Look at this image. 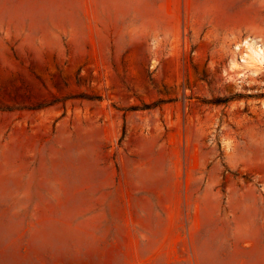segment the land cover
I'll return each mask as SVG.
<instances>
[{
    "label": "rangeland",
    "instance_id": "rangeland-1",
    "mask_svg": "<svg viewBox=\"0 0 264 264\" xmlns=\"http://www.w3.org/2000/svg\"><path fill=\"white\" fill-rule=\"evenodd\" d=\"M256 47L264 0H0V264H264Z\"/></svg>",
    "mask_w": 264,
    "mask_h": 264
},
{
    "label": "bare ground",
    "instance_id": "bare-ground-1",
    "mask_svg": "<svg viewBox=\"0 0 264 264\" xmlns=\"http://www.w3.org/2000/svg\"><path fill=\"white\" fill-rule=\"evenodd\" d=\"M249 50L251 51L250 55L245 54V56H243V58L241 59L242 62H249V59L252 60L253 62H257V63H261L264 60V54L262 49L260 48H249ZM249 58V59H248Z\"/></svg>",
    "mask_w": 264,
    "mask_h": 264
}]
</instances>
